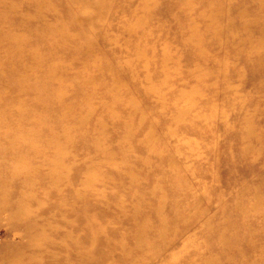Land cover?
Here are the masks:
<instances>
[{
	"label": "rangeland",
	"instance_id": "1",
	"mask_svg": "<svg viewBox=\"0 0 264 264\" xmlns=\"http://www.w3.org/2000/svg\"><path fill=\"white\" fill-rule=\"evenodd\" d=\"M0 41V264H264V0H0Z\"/></svg>",
	"mask_w": 264,
	"mask_h": 264
},
{
	"label": "bare ground",
	"instance_id": "2",
	"mask_svg": "<svg viewBox=\"0 0 264 264\" xmlns=\"http://www.w3.org/2000/svg\"><path fill=\"white\" fill-rule=\"evenodd\" d=\"M215 19V18H214ZM4 39L8 40L10 39L9 36H6L4 37ZM1 42V41H0ZM6 59L8 57V54H6ZM36 59H38L36 57ZM10 60V59H9ZM39 61V60H37ZM19 63V62H18ZM15 68H18L20 66H14ZM8 69L7 70H13L12 66L9 68L7 67ZM9 72V71H8ZM26 75V74H25ZM24 75V76H25ZM28 77V76H27ZM3 78V77H2ZM6 79H0V87L4 90H6L8 92V90L11 92L10 88L11 86H7V83H5ZM20 81V80H19ZM46 82V81H45ZM43 83V82H42ZM14 85V84H13ZM9 93V92H8ZM28 108L26 107V104L22 101H17L16 105L14 106L13 110H12V113H10V116L11 118L10 119H13V120H19V119H25V114L29 112V110H27ZM66 110V109H65ZM21 121V120H20Z\"/></svg>",
	"mask_w": 264,
	"mask_h": 264
}]
</instances>
